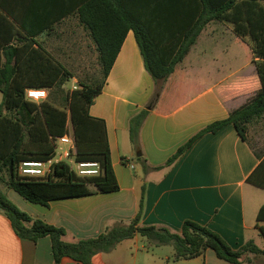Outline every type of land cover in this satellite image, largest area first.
Masks as SVG:
<instances>
[{
	"label": "crops",
	"instance_id": "1",
	"mask_svg": "<svg viewBox=\"0 0 264 264\" xmlns=\"http://www.w3.org/2000/svg\"><path fill=\"white\" fill-rule=\"evenodd\" d=\"M142 20L153 36H172L179 16L163 6L192 4V0H118ZM86 0H0V48L20 45L17 34L34 39L67 69L98 62L97 46L81 23L79 8ZM9 21V23H8ZM235 35V44L206 41L209 29ZM13 25V26H12ZM220 27V29H221ZM204 43L197 47L199 39ZM183 63L157 94L158 86L145 68L135 33L130 31L102 90L90 109L93 117L105 120L111 160L120 190L52 201L49 206L33 204L0 183V189L22 211L67 231L65 240L95 238L107 228L130 223L144 198L142 226H157L181 233L187 220L209 227L234 250L249 241L257 245L264 235L258 215L264 207V189L248 179L264 161V116L249 124L244 141L233 124L208 133L173 165L145 171L138 160L151 167L163 166L196 134L224 120L244 106L262 88L252 47L239 44L232 24L212 22L200 35ZM243 40V39H242ZM251 52L249 60L245 53ZM100 68V67H99ZM85 83H96L86 76ZM76 75L69 82H76ZM68 82V83H69ZM67 83V84H68ZM66 84V85H67ZM181 85L180 99L168 91ZM49 91V89H48ZM150 108V109H148ZM143 109L149 116L141 129L139 144L130 137V119ZM129 164H133L132 169ZM264 175V169L259 172ZM137 235L121 242L109 253H99L92 264H168L157 249ZM259 247V246H258ZM264 250V247H259ZM175 255V254H174ZM242 264H264V256L248 254ZM174 258V256H173ZM176 264H230L209 249L193 260ZM0 264H55L49 237L37 242L20 238L8 216L0 211ZM61 264H82L65 257Z\"/></svg>",
	"mask_w": 264,
	"mask_h": 264
},
{
	"label": "trees",
	"instance_id": "2",
	"mask_svg": "<svg viewBox=\"0 0 264 264\" xmlns=\"http://www.w3.org/2000/svg\"><path fill=\"white\" fill-rule=\"evenodd\" d=\"M184 1V0H182ZM192 4L163 6L166 13L179 16L172 22V36H153L142 20L134 17L118 0H86L78 10L81 23L90 31L97 46L101 83L80 82L72 91L65 90L74 77L72 71L57 61L53 55L37 45L36 40L18 36L20 45L0 48V183L15 190L33 204L49 206L52 201L89 196L95 188L100 193L120 190L111 160L108 129L105 120L93 117L90 109L113 69L122 45L130 31L136 36L146 70L156 85L157 94L164 83L173 76L192 48L212 22L232 24L240 39H249L253 63L257 66L262 88L241 108L228 118L216 121L196 134L179 148L165 165L151 167L143 158L145 171L160 170L173 165L202 136L217 133L233 124L246 141L249 124L264 116V0H192ZM9 23V21H8ZM13 26V25H12ZM250 59V58H249ZM87 78V77H86ZM29 88L50 90L46 101L36 104L26 99ZM170 94L180 99L181 85H171ZM143 109L130 119V137L139 144L141 129L149 116ZM72 125L76 143V161H98L102 173L97 177L82 178L71 170L67 163L54 167V174L47 179H28L18 173V165L25 160L48 161L55 155L52 139L64 136ZM264 161L248 179L249 183L264 189ZM144 198L140 202L137 216L128 224L109 227L98 237L67 242V231L34 218L22 211L0 189V211L10 219L16 234L22 239L37 242L49 237L55 264L68 257L82 264H92L99 253H109L121 242L140 235L149 247L173 245L175 260H193L207 250L215 251L218 258L230 264L249 261L248 254L264 256V250L249 241L239 250L232 249L225 240L209 227L187 220L181 233L157 226H142ZM264 221V207L258 215ZM264 235V228H260Z\"/></svg>",
	"mask_w": 264,
	"mask_h": 264
},
{
	"label": "built area",
	"instance_id": "3",
	"mask_svg": "<svg viewBox=\"0 0 264 264\" xmlns=\"http://www.w3.org/2000/svg\"><path fill=\"white\" fill-rule=\"evenodd\" d=\"M49 97L46 88H29L26 90V99L40 104ZM55 146V155L48 161L25 160L18 165L20 176L28 179H47L54 174V167L60 163H67L74 173L82 178L97 177L102 173L101 164L98 161H76V143L73 132H67L64 136L52 139ZM133 169L134 165L129 164Z\"/></svg>",
	"mask_w": 264,
	"mask_h": 264
},
{
	"label": "rangeland",
	"instance_id": "4",
	"mask_svg": "<svg viewBox=\"0 0 264 264\" xmlns=\"http://www.w3.org/2000/svg\"><path fill=\"white\" fill-rule=\"evenodd\" d=\"M217 27L219 28V32L218 31H213L212 29H209L206 33V41H208V39L211 37L212 38H215L217 41L220 42V44L224 43V44H228V45H234L235 44V35L232 34V33H229V31H226L225 29H223V27H221L219 25V23H217L216 25H214V28ZM221 27V29H220ZM209 34H210V37H209ZM209 37V38H208ZM204 39L203 37H201L199 39V42H198V45L197 47L200 48L201 46H203L204 43ZM239 44L241 45H246L247 43L249 45L250 44V41L249 39H238L237 41ZM249 55H251V52L249 51V53H245V60H249ZM98 65V62L96 61V64L93 63L92 61L91 62H86L84 65H79L78 67H75V65H73L71 68H70V71H72V73L74 75H76L77 79H76V82H69L66 86H65V90L67 91H72L74 89H76V87L79 86V83L80 82H86L87 79H86V76H91V78H93V80H96V83H101L103 81V76L102 74L100 73V68L99 66H96ZM188 65V61H186V63H183L181 65V67H185ZM49 94H50V90H49ZM3 103V95L2 93H0V107ZM68 131L69 132H73V128H72V125L69 123L68 125ZM141 240H144L143 237H140ZM257 245L259 247H264V237L263 236H259L257 237ZM156 253L158 255V258H163L164 261L166 262L167 259L166 257H169V262L168 264H176V262L174 261V254H175V249H174V246L173 245H163L162 248L160 249H157L156 250Z\"/></svg>",
	"mask_w": 264,
	"mask_h": 264
},
{
	"label": "water",
	"instance_id": "5",
	"mask_svg": "<svg viewBox=\"0 0 264 264\" xmlns=\"http://www.w3.org/2000/svg\"><path fill=\"white\" fill-rule=\"evenodd\" d=\"M148 109H150V108H148Z\"/></svg>",
	"mask_w": 264,
	"mask_h": 264
}]
</instances>
